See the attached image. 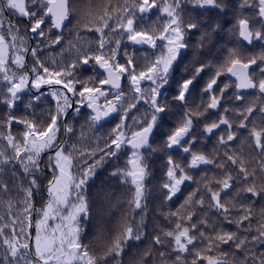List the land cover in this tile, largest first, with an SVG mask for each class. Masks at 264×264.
<instances>
[{
	"label": "snow or ice",
	"instance_id": "6c2138e0",
	"mask_svg": "<svg viewBox=\"0 0 264 264\" xmlns=\"http://www.w3.org/2000/svg\"><path fill=\"white\" fill-rule=\"evenodd\" d=\"M185 4L221 13L228 7L224 0H123L117 4L112 0H96L95 4L88 0L77 24L97 34L96 48L70 41L67 47L74 49V58L65 62V48L61 45L64 29L76 11L72 0H0V104L5 107L0 114V173L9 166H18L30 178L26 187L17 189L22 199L13 202L0 198V206L5 208L0 214V264H111L109 257L117 259L127 254L125 249L132 247L129 241L142 242V225L122 218L113 239L96 238L98 253L91 244L84 243L81 223L91 211L86 195L88 182L97 168L111 158H125L124 166L117 167L111 175L131 186L129 205L142 208L144 181L149 174L144 153L157 150L150 143L157 132L164 137L161 150L167 154L161 186L165 201L171 202L182 194L188 182L195 183L196 188L175 211L165 214L169 226L152 236L142 253H133L127 264H264V251H256L257 246L264 248V207L253 227L257 216L253 198L264 199V120L256 123L250 119L257 110L264 114V102L258 109L255 101L245 105L240 91L258 89L264 96V67L260 66L264 65V53L259 57L245 56L236 48L230 49L201 89L207 100L191 106L190 98L202 74L212 67L201 58L202 50L222 25L191 14L185 20ZM235 8L233 31L239 38L249 46L254 41H264V0H238ZM246 8L256 9L258 29L244 14ZM154 11L162 22L140 27ZM13 17L26 21L23 34ZM196 32L199 37L190 44L187 37ZM113 34L133 45L157 50L154 58L141 67L125 51L121 63V39L113 42ZM56 46H61L59 60L42 58L45 49ZM189 49L191 60L185 66L189 74L175 82V91L169 98L174 65ZM85 65H91L97 75L78 79L77 68ZM253 65L259 69L258 79L255 70L250 71ZM224 74L235 78L231 86L237 92L232 98L243 105L233 109L235 128L229 109L224 108L223 114L218 111L230 87L228 83L222 88L218 85ZM124 78L129 82L131 98L121 87ZM45 96L54 106L37 114L35 109L40 104L35 102ZM25 97V109L33 111L17 116L16 109L24 104ZM81 107L90 110L89 131L115 121L106 136L97 137L91 144L86 143L88 136L83 127L77 142L69 143L74 131L66 123L69 110L78 116ZM133 110L140 115L132 114ZM213 115L216 119L211 118ZM173 116H179V120L165 132ZM201 124L200 135H216L217 144L225 151L209 155L193 150ZM14 125L21 126L19 133L13 132ZM61 129L67 139H60ZM240 129L247 132L241 144L247 143L259 157L254 158L255 166L246 163L243 155L228 150ZM173 152L185 154L186 162L182 165L174 159ZM45 154L51 173L46 189L49 199L37 209L32 203L33 190L39 188L37 174L43 171L41 157ZM201 166H212L220 172L194 180L189 170ZM9 192L7 183L0 180V193ZM245 199L251 202L245 203ZM205 208L213 210L215 220L209 219ZM198 210L201 216H196ZM34 217L38 218L33 223ZM232 225L235 231L229 227ZM154 252L158 253V261Z\"/></svg>",
	"mask_w": 264,
	"mask_h": 264
},
{
	"label": "trees",
	"instance_id": "16d2710c",
	"mask_svg": "<svg viewBox=\"0 0 264 264\" xmlns=\"http://www.w3.org/2000/svg\"><path fill=\"white\" fill-rule=\"evenodd\" d=\"M224 2L228 5V7H226L225 11L222 13L217 9L202 10L194 9L190 4L184 5L185 20H187L189 18V14H191L197 19L211 21L213 23H220L222 25V30L212 34L209 42L202 50L203 56L201 58L204 61L209 60L210 64L211 62L213 64L211 68L206 69L202 74L201 81L204 82L208 81L212 73L215 72L216 66L223 62V60L228 55V51L232 48L238 49L245 56L259 57L262 53H264V41H254L253 45L249 47H246L239 42L238 33L233 31L237 16L235 5L238 3V0H224ZM72 3L76 11L71 16V23L68 24L67 28L64 29V41L61 45L65 48L63 54V59L65 60V62H70L74 58V49L70 50L67 47L70 41L73 44L83 45L85 48H88L93 46L90 43L94 42V38H97V34H95L94 32H89L77 24L78 19H80L81 12L86 11L87 9L88 0H72ZM92 3L95 4L96 0H92ZM112 3H123V0H112ZM255 12V8H246L244 10V14L250 16L253 22V26L258 29L260 27V23L259 18L255 15ZM159 15V13L154 11L150 16L146 17L143 22H141L140 27H147L149 25L161 23L162 21L158 19ZM12 20L13 23H18L21 29V34H23V29L26 26V21L17 19L15 17H13ZM198 37L199 32H196L195 34L189 35L187 39L191 44L194 43L198 39ZM117 38L121 39L119 56L120 61L122 59L125 60L124 52H132L134 51V49L128 45L125 38L119 37L116 34H113V36L110 37L113 42ZM61 46L45 49L42 58H56L57 60H59L61 58L59 55ZM187 51L191 53V49ZM129 55L134 59L133 54ZM258 64H260L259 60ZM31 66L32 61L31 58H29L28 68L30 69ZM260 66L264 67V65ZM90 68L93 67L91 65L78 67L76 71L77 78L88 80L90 77L96 76L94 72L90 73L88 71ZM254 70L255 76L258 79L260 77L258 67L256 66ZM224 79H226L225 76L221 75L218 83L223 82ZM253 101L256 102L258 109L261 103L264 102V96H261L258 91H256L254 94H248V101L246 103L244 102V104L246 105ZM27 102L28 97H25L24 104L18 105L16 109L17 116H25L29 112L33 111V109H25V104H27ZM35 103L40 104V107L35 109L37 114L46 112L49 108H52L54 106L51 98L47 96L43 97L42 101ZM241 106L243 105H241L240 102L234 103L232 106H230L232 113L229 115V118L233 119L234 128L235 118L233 109ZM4 111V105L0 104V114H2ZM84 113L85 110L84 112L81 111L80 117L76 119V122L72 123L70 120L73 113L70 112L66 123L71 125L74 131L72 134H70L71 139L69 143L77 142V137L79 136L82 127L83 131L88 136V141L86 143L91 144V142L94 141L97 137H101V127H98L95 131L88 130V115H84ZM250 119H252L256 123H259L261 120H264V114H261L257 110L253 113ZM112 127L113 123H111L110 125V128ZM20 128V125H14L13 132L19 133ZM246 136L247 132L244 129H240L237 133V139L234 142L230 143L228 150L235 151L238 154L243 155L245 157L246 163H249L250 166H255V159L259 158L257 157L256 152L250 149L247 143L241 144V140H243ZM60 139H67V137L63 133V129H61ZM206 146L208 150L207 154H209L208 152L212 148H215V150L219 151L220 153L225 151L224 147H221L217 144V139L210 140L206 144ZM47 163L48 154H45L41 157V168L43 169V171L37 174V184L39 185V188L38 190H33L32 203L37 209L43 208L45 203L49 199L46 189L48 180L51 179V173L48 171ZM120 165L121 164H119V160H117L116 158H111L103 163L101 167L97 168L95 176L88 182V189L86 193L89 199L91 211L89 213V216L87 218H84L81 223V227L83 229L82 239L84 243L91 244L93 249L98 253L100 251V248L96 243V238L98 236H102L104 239H113L118 234L119 224L122 218H126L128 222L133 223L134 225H142L141 231L144 233L143 241H129V244L132 245V247L125 249L127 254L117 259H112L111 257H109L108 259L111 261V264H121V260L123 261V264H127V262L131 259L133 253H142L147 247H149L152 236L158 234L161 229H166L169 226V222L165 219V214L170 211H175L183 202L188 193L196 188V184L193 182H191V184L184 185L182 194L175 198L174 201L169 202L165 201L160 185L155 183H145L146 191L144 200L142 202L143 206L140 209H135L134 206H130L128 203V200L131 198V186L122 184L118 176L111 175V173L115 171L117 167H120ZM219 172V169H213L212 166H207L206 168H201L196 171H190V174L193 175L194 180H200V178L205 174H207L209 177H212L214 173L219 174ZM28 179L30 178L25 177L22 174V170L18 166L15 169H13L11 166L5 168L3 173H0V180H3L5 183H7L10 192L9 194L0 193V198L4 200L11 199L13 202L22 199V194L19 193L17 189L21 186L26 187ZM213 187H215V185H213ZM253 199L255 201L254 211L257 213V216L253 218V227H255L259 210L260 208L264 207V199ZM244 202L250 203L251 201L245 199ZM4 211L5 208L3 206H0V214H3ZM205 211H207L210 220L216 219L212 209L205 208ZM201 215L202 212L198 210L196 216ZM35 218L38 217H34L33 223L35 222ZM193 219L195 220L196 217H194ZM229 227L233 231L236 230L235 225ZM137 244L139 245V247H136ZM256 251H264V248L257 246ZM153 255L157 257L158 261V253L154 252Z\"/></svg>",
	"mask_w": 264,
	"mask_h": 264
},
{
	"label": "flooded vegetation",
	"instance_id": "af4514ba",
	"mask_svg": "<svg viewBox=\"0 0 264 264\" xmlns=\"http://www.w3.org/2000/svg\"><path fill=\"white\" fill-rule=\"evenodd\" d=\"M96 39L94 38V42L90 43L91 45H93L91 48L93 50H95L96 48ZM127 41V40H126ZM129 54H133L134 56V61L136 62L137 65L139 66H144V64L147 62V60H151L154 58L153 56V52L142 49V50H136L134 49V51L132 52H128ZM158 54V53H157ZM191 60V53L186 51L185 55L183 56V58L178 61L175 65H174V71H173V81L171 83V86L168 89V94H169V98L171 97V94L175 91V82L177 80H180L182 77L188 75L189 73H187L185 71V66L190 62ZM124 62V59L121 60V63ZM206 63H210L209 60H205ZM211 65L213 66L212 62ZM86 66V65H85ZM90 73L94 72L96 75L97 73L94 71L93 68H90L88 70ZM225 78L223 82L218 83L219 87H223L224 84L228 83L230 84V87L227 89V91L225 92V99H223L221 101V108L218 110L221 112V114H223V109L224 108H228L229 109V113L228 116L232 113L230 106H232L234 103H239L237 101H235L232 97L233 94L237 92V90L234 88V86H231V82L233 80H231L227 74H224ZM206 82L201 81L196 88V90L193 92V96L190 98V105L191 106H195L201 103V99L203 100H207V95L203 94L201 92V89L203 88L204 84ZM121 87L124 91V93L131 98V91H130V85L129 82L126 78L121 80ZM47 91V90H46ZM218 91V90H217ZM243 96L245 97L244 102L246 103L248 101V94H243ZM85 113L84 115H88V113L90 112L86 107H81V111ZM80 111V113H81ZM141 112H143V109H141ZM134 115H140V113H136L135 110H133ZM82 115V114H81ZM80 117V114L77 116L75 113L72 114L71 116V122H76V119ZM212 119H216V116L213 115L211 117ZM202 120L207 119V117H202ZM179 120V116H173L171 119L168 120V123L164 129V131L166 132L176 121ZM113 125L115 123V121L112 122ZM129 123H131V120H129ZM111 123H105L103 125V127H101V137L106 136V134L111 130L110 128ZM223 127V126H222ZM202 131V124L200 125V127L197 128L196 130V136H197V142L193 147L194 151L197 152H201L203 151L204 153L207 154V146L206 144L213 139H217L216 135H213L210 138H206L204 136L200 135V132ZM163 135L160 134V132L155 133V139L150 141V143H152V147L154 149H157L154 152H150V151H145V157H146V162L149 168V177L147 176L144 183H155L158 184L160 186H162L164 180H165V171H166V163H167V154L161 150V146L163 143ZM234 142V141H233ZM232 143V142H231ZM223 147V146H221ZM215 148L210 149V151L208 152L209 155H212L214 153ZM173 155V158L176 159L178 162H180L182 165L186 162V156L185 154L179 153V152H173L171 153ZM125 163V158L121 157L119 159V164L120 167H123ZM207 166H201V168H206ZM200 168V169H201ZM199 169H195V170H189V171H196ZM187 184H191V182L186 183Z\"/></svg>",
	"mask_w": 264,
	"mask_h": 264
},
{
	"label": "water",
	"instance_id": "95a60500",
	"mask_svg": "<svg viewBox=\"0 0 264 264\" xmlns=\"http://www.w3.org/2000/svg\"><path fill=\"white\" fill-rule=\"evenodd\" d=\"M238 38H239V36H238ZM239 41L242 43V44H244L245 46H247V47H249V45H247L246 44V42H243L240 38H239ZM129 43V45L130 46H132V47H135L136 49H148V50H152V51H154V49H151L149 46H147V45H133V44H131V42H128ZM255 68V65H253L252 66V69H250V71L251 70H253ZM228 75V74H227ZM228 77L230 78V79H232L233 81L235 80V78L234 77H230V75H228ZM241 92H242V94H252V93H254L255 92V89H248V90H240ZM71 110V109H70ZM69 110V111H70ZM89 110V109H88ZM90 111V110H89ZM175 200V198L173 199V201Z\"/></svg>",
	"mask_w": 264,
	"mask_h": 264
}]
</instances>
